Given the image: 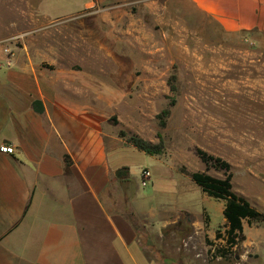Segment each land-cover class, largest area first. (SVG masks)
<instances>
[{"label": "rangeland", "instance_id": "374dc122", "mask_svg": "<svg viewBox=\"0 0 264 264\" xmlns=\"http://www.w3.org/2000/svg\"><path fill=\"white\" fill-rule=\"evenodd\" d=\"M168 5L161 29L146 0H0V44L94 45L96 30L104 29L106 44L115 43L137 61L136 85L111 119L115 132L126 145L134 146L130 135L153 143L161 135L164 145L153 156L129 150L127 159L136 198L156 218H136L130 201L112 208H122L139 225L142 251L155 264H243L237 255L246 253L259 255L247 264H264V224L245 221L250 241L230 248L225 201L209 196L191 176H226L200 150L226 160L233 190L264 211V45L228 33L207 17L195 20L183 3ZM85 20L88 35L81 36ZM98 53L90 47L79 52L88 55L90 70L107 76L113 64ZM166 109L162 126L159 115ZM145 167L152 171L147 186L140 178ZM120 187L128 189L129 181Z\"/></svg>", "mask_w": 264, "mask_h": 264}, {"label": "crops", "instance_id": "0c3cea01", "mask_svg": "<svg viewBox=\"0 0 264 264\" xmlns=\"http://www.w3.org/2000/svg\"><path fill=\"white\" fill-rule=\"evenodd\" d=\"M169 1L146 0L161 29ZM172 1L188 6L195 20L207 17L264 45V0ZM103 30H96L94 45L9 47L12 64L0 68V146L11 144L15 151H0V264H155L142 251L139 225L112 208L130 201L136 218H156L136 198L127 160L136 147L126 145L111 123L136 85V57L106 44ZM80 35L87 36L88 27ZM6 47L0 44V62L8 58ZM89 47L97 58H110L107 76L90 70L88 55L79 54ZM124 166L129 180L116 175ZM121 181L130 187L122 189ZM245 221L244 244L250 241ZM258 257L246 253L237 260L247 264Z\"/></svg>", "mask_w": 264, "mask_h": 264}, {"label": "trees", "instance_id": "16d2710c", "mask_svg": "<svg viewBox=\"0 0 264 264\" xmlns=\"http://www.w3.org/2000/svg\"><path fill=\"white\" fill-rule=\"evenodd\" d=\"M172 89L175 88L173 87ZM168 113L169 110L166 109L159 115L162 126H165L164 117ZM159 138V143H153L137 135H130L128 140L139 150L154 155L162 152L164 148L162 136L159 135ZM200 155L207 164L224 169L227 172L225 177H216L200 171L192 172L191 176L193 181L209 196L225 201L223 214L226 218V235L224 239H226L228 246L233 248L246 239L243 226L244 220H247L250 224L252 222L264 224V211L254 206L246 197L233 190L232 173L228 172L231 169L230 162L213 155H208L202 150H200ZM116 175L119 179L129 180V167L124 166L119 168L116 171ZM219 236L221 237L222 235Z\"/></svg>", "mask_w": 264, "mask_h": 264}, {"label": "built area", "instance_id": "2783aa9c", "mask_svg": "<svg viewBox=\"0 0 264 264\" xmlns=\"http://www.w3.org/2000/svg\"><path fill=\"white\" fill-rule=\"evenodd\" d=\"M5 51L8 54V58L4 60L3 62H0V68L3 67L4 65L12 64V58H11V55L13 53L12 50L9 47H6ZM0 151L7 152V153H13L15 151V147L11 144H3L0 146ZM151 177H152V171L148 167H145L140 173L141 184L143 186H147Z\"/></svg>", "mask_w": 264, "mask_h": 264}]
</instances>
